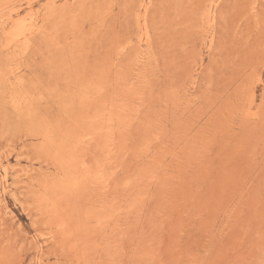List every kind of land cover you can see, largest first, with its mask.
I'll use <instances>...</instances> for the list:
<instances>
[{"label":"rangeland","instance_id":"rangeland-1","mask_svg":"<svg viewBox=\"0 0 264 264\" xmlns=\"http://www.w3.org/2000/svg\"><path fill=\"white\" fill-rule=\"evenodd\" d=\"M0 264H264V0H0Z\"/></svg>","mask_w":264,"mask_h":264}]
</instances>
